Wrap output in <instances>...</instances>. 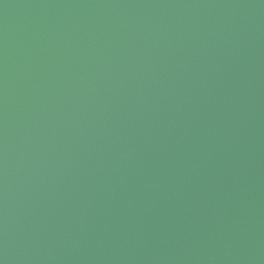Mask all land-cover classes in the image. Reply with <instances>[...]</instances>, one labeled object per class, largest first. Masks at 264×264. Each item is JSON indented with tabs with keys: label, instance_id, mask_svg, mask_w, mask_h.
Returning <instances> with one entry per match:
<instances>
[{
	"label": "water",
	"instance_id": "water-1",
	"mask_svg": "<svg viewBox=\"0 0 264 264\" xmlns=\"http://www.w3.org/2000/svg\"><path fill=\"white\" fill-rule=\"evenodd\" d=\"M0 264H264V0H0Z\"/></svg>",
	"mask_w": 264,
	"mask_h": 264
}]
</instances>
